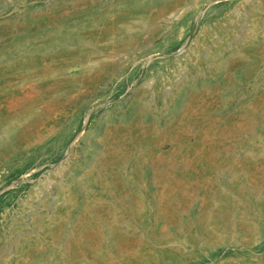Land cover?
I'll list each match as a JSON object with an SVG mask.
<instances>
[{
  "label": "rangeland",
  "instance_id": "rangeland-1",
  "mask_svg": "<svg viewBox=\"0 0 264 264\" xmlns=\"http://www.w3.org/2000/svg\"><path fill=\"white\" fill-rule=\"evenodd\" d=\"M0 264H264V0H0Z\"/></svg>",
  "mask_w": 264,
  "mask_h": 264
}]
</instances>
